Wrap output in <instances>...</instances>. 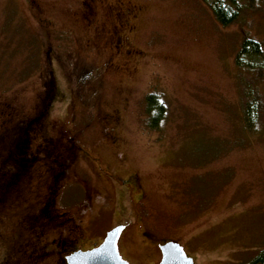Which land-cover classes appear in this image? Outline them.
<instances>
[{"label": "rangeland", "instance_id": "374dc122", "mask_svg": "<svg viewBox=\"0 0 264 264\" xmlns=\"http://www.w3.org/2000/svg\"><path fill=\"white\" fill-rule=\"evenodd\" d=\"M210 2L0 0V264H66L53 210L83 222L82 245L127 225L118 247L132 264L161 260L168 240L194 264L261 254L264 0H242L228 26ZM246 36L263 54L240 70ZM152 92L167 110L156 129ZM27 153L33 170L16 167ZM131 173L136 189L113 179Z\"/></svg>", "mask_w": 264, "mask_h": 264}, {"label": "trees", "instance_id": "16d2710c", "mask_svg": "<svg viewBox=\"0 0 264 264\" xmlns=\"http://www.w3.org/2000/svg\"><path fill=\"white\" fill-rule=\"evenodd\" d=\"M204 1L208 2L210 0H204ZM210 7L217 21L223 26H228L234 23L240 17V14L243 10V3L242 0H211ZM262 54H263L262 42L253 37L246 36L242 39L240 43L239 50L237 51V54L235 56V64L240 70L245 69L247 67H253L254 64L253 62H251V59L255 58L256 56H261ZM146 99H147L146 125L151 129L154 128L156 129L159 127V125L161 124L162 120L166 115V111H167L166 106L162 100L161 95L159 96L158 93L155 92L149 93ZM257 107L258 106L253 102L244 105L243 108L244 119L247 121V125H251L252 122L258 118L259 109ZM37 119H34L32 121L35 122L37 121ZM30 123L27 124H23V122L19 123L18 128L15 129V132L17 133L16 135L21 137V139L23 138V140L26 137L28 138L29 136L26 135L29 132ZM26 147L27 146L22 147V149L20 147L16 148V155L19 153V150L25 152ZM19 155H21V153ZM12 158L16 159L17 157L13 156ZM32 161H33V157H31L30 154L27 153L24 154V159L22 160V166L17 162L14 163H17L16 167H21V168L25 167L24 169L28 168L29 170L30 169L33 170ZM59 181H60L59 178L58 180L55 179V182L53 180V186H55V184L57 186ZM259 262L264 263V249L261 251V254L259 256L244 264H258Z\"/></svg>", "mask_w": 264, "mask_h": 264}, {"label": "water", "instance_id": "95a60500", "mask_svg": "<svg viewBox=\"0 0 264 264\" xmlns=\"http://www.w3.org/2000/svg\"><path fill=\"white\" fill-rule=\"evenodd\" d=\"M124 225H118L107 232L104 241L90 250H77L67 256L68 264H132L122 257L118 247ZM162 258L158 264H194L184 247L175 240H168L160 246Z\"/></svg>", "mask_w": 264, "mask_h": 264}, {"label": "flooded vegetation", "instance_id": "af4514ba", "mask_svg": "<svg viewBox=\"0 0 264 264\" xmlns=\"http://www.w3.org/2000/svg\"><path fill=\"white\" fill-rule=\"evenodd\" d=\"M113 179L119 186H125L127 188L134 186L132 187L134 189H136L138 186V181L134 173H131L124 177L117 176L115 174V177H113ZM46 218H49L47 220H48V223L52 225V229H54L55 231H59L62 234V236H64L63 239H60V240L57 239L56 241L58 244H63V243L66 244V245L63 244L65 245V249L62 251L65 255V260H66V257L69 254L73 253L74 251H77V250L85 251V250H90V249H93L99 246L104 241L107 235V232L113 227L112 226L111 228L105 230V232L103 233V237L101 236L100 240L82 245L83 241L86 240V238H84V235H85L84 228L85 227H83L84 224L82 221L77 220V218L73 215H65V216L60 215L58 212L54 210H53V214L48 215ZM126 230H127V225H125V228L123 229L119 237V240H118L119 247H120V240L122 239V236L125 234ZM37 236L39 237L38 233H37ZM160 246H161V243L158 244L159 249H160ZM40 247H42V244ZM160 252H161V249H160ZM25 255H26V252H25ZM159 262H160V259L155 264H158ZM66 264H68V262H66ZM133 264H138V263H133Z\"/></svg>", "mask_w": 264, "mask_h": 264}]
</instances>
